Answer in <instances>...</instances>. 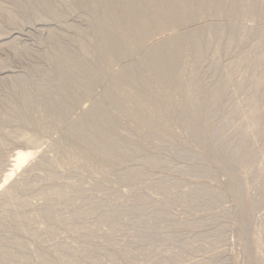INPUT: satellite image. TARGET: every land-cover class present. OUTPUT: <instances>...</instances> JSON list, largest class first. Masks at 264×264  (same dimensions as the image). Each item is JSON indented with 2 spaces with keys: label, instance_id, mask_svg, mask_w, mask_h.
I'll return each mask as SVG.
<instances>
[{
  "label": "rangeland",
  "instance_id": "rangeland-1",
  "mask_svg": "<svg viewBox=\"0 0 264 264\" xmlns=\"http://www.w3.org/2000/svg\"><path fill=\"white\" fill-rule=\"evenodd\" d=\"M253 1L241 6L236 18L207 14L197 22L204 27L217 26L221 45L214 50L216 37H209L200 62L184 69L181 60L172 90L166 91L171 101L187 110L192 102L201 103L212 89L230 81L222 105L209 119L202 113L196 122L171 121L166 138L155 140L123 118V112L106 93L105 88L114 92L108 75L90 89L76 86L72 90L56 77L57 57H63L58 45L70 46L69 40L74 39L91 46L94 41L88 8L75 0H51L53 10L49 11L33 1L0 0V6L12 14L9 18L0 10V41L8 42L0 45V143L5 145L0 148V194L16 182L26 187L17 192V198L28 204H0V222L4 218L0 226V264H60L62 257L74 261L75 255L84 250L93 264H264V138L250 141L232 158L238 143L237 137L228 142L233 137L231 130L212 136L213 127L237 122L232 109H248L246 98L253 95V88L247 79L259 76L264 84V0ZM175 31L153 34L147 45ZM51 35L59 40L57 47L51 43ZM73 49L78 53L76 47ZM243 55L248 60L259 57L246 72L244 66L234 63ZM94 58L93 70H97L103 61L98 53ZM137 63L136 57L115 62L112 72ZM46 79L60 86L71 100L67 117L60 118L49 108L39 89ZM243 79V89L238 90V82ZM13 80L25 82L28 110L21 94L10 93ZM122 87L125 93L134 94L132 86ZM263 94L260 89L256 99L261 112ZM3 99L6 105L1 103ZM94 99L118 115L114 118L117 136L134 138L133 147L114 141L113 150L101 146L87 149L68 131ZM142 103L155 108L152 101ZM161 115L158 111L157 118L167 122ZM247 125L242 123L241 130ZM187 130L204 134L203 143L194 142ZM26 135L35 139V156L3 184L14 152L28 147L21 141ZM43 160L48 162L46 166L40 165ZM50 191L63 192L67 198L64 202L52 197L43 200L41 194ZM182 197H190L187 204L179 202ZM129 206L140 210L127 213ZM46 210L56 222H46L41 215ZM116 212L121 215L110 216ZM16 213L31 220L18 229L12 217ZM157 214L162 218L154 219ZM74 215L76 219L65 226L64 221ZM106 215L110 217L103 222ZM139 220L143 222L138 224ZM113 226V235H107ZM60 245L71 252L53 253ZM122 252L129 253V259L125 260Z\"/></svg>",
  "mask_w": 264,
  "mask_h": 264
},
{
  "label": "bare ground",
  "instance_id": "bare-ground-1",
  "mask_svg": "<svg viewBox=\"0 0 264 264\" xmlns=\"http://www.w3.org/2000/svg\"><path fill=\"white\" fill-rule=\"evenodd\" d=\"M28 1H33L36 6L43 10H53L51 0ZM75 2L84 8H88L92 13L91 25L93 28L92 37L94 41H92L91 46H88L81 40L73 39L69 40L70 46H59V40L56 36H50L51 43L56 47L58 45L60 54L63 56L60 58L57 57L59 64L56 66L54 72L57 78L65 81V88L72 90L76 86H81L90 89L93 84L100 83L108 75L113 81L111 82L114 87V92L105 88L106 93L110 99L116 103L118 109L123 112V118L132 122L135 129L137 128L145 132V134L142 133L143 135L147 133L155 140L161 136L166 138V135L170 133L169 127L171 121L175 120L181 123L185 120H191L196 122L201 119L202 113H204V117L209 119L215 108L220 104L222 105V96L224 91L231 85L230 81H225L222 86L212 89L209 92V97L207 99L204 98L201 103L192 102L187 110H183L178 103L171 101L166 91H168V89L169 91L172 90L176 68L181 60L184 69L188 68V66L193 63L196 64L200 62L206 50V40L209 37H216V48H214V50H217L221 45L220 29L217 26L212 25L204 27L196 25L197 22L207 14H211L213 17L224 15L228 20L231 19V16L232 18H236L243 9L241 6L247 7L250 3L254 4L253 0H75ZM0 10L7 14L9 18L12 17V14L1 6ZM52 15L57 17V19L59 18L58 14ZM193 25H195V27H192ZM190 26L192 28H190ZM166 30L176 31L172 36L165 37L153 45H147L150 36L156 33H162ZM232 42L233 36L230 35L228 43L231 44ZM4 44H8V42L0 41V45ZM72 47H76L78 53H75ZM95 53H98L103 61L97 70H93ZM135 57L138 59L136 65H126L122 67L119 72H112L113 63L126 59H133ZM258 60L259 57H255L254 60H248L246 56L243 55L234 63L237 67L244 66L245 69H243V72H246L247 69L254 66ZM36 71L39 73L43 72L40 69H36ZM259 74L261 75V69ZM244 80L245 79L238 82V90L243 89L245 84ZM247 80L250 82L249 85L253 88V95L246 98V104L249 106L248 109H232L231 114L237 119V122L224 123L217 127H211L212 136H214L213 134L218 135L225 131V129H228L231 130V135L233 136L231 139H228V142H232V140L237 137L238 146L232 151V158L237 157L241 149L250 141L252 142L264 138V111H258L256 105L259 90L263 89L264 93V84L259 76L250 77ZM24 83V81L13 80L10 86V93L21 94L26 103V110H28L29 96L27 95L28 93H25ZM124 85L132 86L135 90L134 94L125 93L122 87ZM39 89L46 99L49 108L58 117L65 118L68 116L71 109V100L68 99L60 86L51 85L46 79L40 83ZM142 100L152 101L157 109L144 105ZM1 103L6 105V99L1 100ZM109 111L104 107L102 101L94 99L91 107L81 115L80 119L74 121L70 126L68 125L69 127L67 129L70 133L75 135L87 149H94L101 146V148L105 149L112 147L111 150H113L114 141L120 142L126 148L133 147L135 144L134 138L117 136L118 126L115 124L114 118L118 115L115 112L111 113ZM158 111L162 113L161 116H163L167 122L157 118ZM198 115L200 117H198ZM142 121H148V124ZM244 122H246V124L249 123V125L241 130V124ZM207 129L211 131L210 128L207 127ZM203 131L206 130L204 129ZM187 132L194 142L203 143L202 136L204 134L201 135L200 132L194 131L190 132V130H187ZM21 141L28 147L30 146L31 150L30 147H26L24 150H16V152H14L13 160L10 161L11 164L8 165L9 169L6 170V174L2 180L3 184H6L17 170L22 168L29 159L35 156V149L32 151V146L35 144L34 137L26 135ZM228 145L229 143L226 146ZM4 147L5 145L0 143V148L3 149ZM47 164L48 162L43 160L40 165L46 166ZM133 176L132 174L129 177L133 178ZM130 178L128 179L132 180ZM25 188L26 187H23V185L14 182L13 185L7 187V190L0 194V204L8 206L15 204L19 207H27V202L20 200L16 196L19 190H24ZM41 195L43 200H48L52 197L56 198V201L64 202L67 198V194L58 191H50L42 193ZM209 196L211 195L209 194ZM187 198L189 199L190 197ZM188 199L182 197L179 199V202L187 204L186 202L189 201ZM195 202L196 201H194V203ZM189 204H191V202H189ZM126 209L125 211L130 214L140 210L133 206H129ZM41 215L46 219V222L51 220L56 222L55 219H51L50 210H46ZM114 215L119 217L121 214L116 212L114 214L112 213L110 216L114 217ZM34 216L36 217L38 214ZM110 216H102L104 217L102 218L103 222ZM12 217L15 219L18 229H20V225L31 220L28 217L21 216L19 213L13 214ZM160 218H162V215L157 214L154 219L159 220ZM72 219H76V215L65 220V226H69L70 220ZM142 222V220H139L137 223L139 224ZM3 223L4 218L0 222L1 227ZM114 231L115 227L111 228V230L107 232V235H111ZM243 232L241 234L245 235ZM59 252H66L69 254L71 251L68 247L60 245L53 249V253L56 254ZM87 253L85 250L78 252V254L75 255L74 261L62 257L60 259V264H82L84 262L89 264L91 258ZM122 253L120 255H123L125 260L129 259V253ZM1 255L0 253V257ZM108 260L110 261L112 259L110 258ZM90 264L93 263L91 262Z\"/></svg>",
  "mask_w": 264,
  "mask_h": 264
}]
</instances>
